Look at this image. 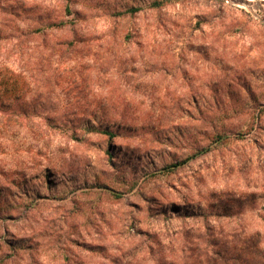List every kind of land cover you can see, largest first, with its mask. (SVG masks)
<instances>
[{
	"label": "rangeland",
	"instance_id": "rangeland-1",
	"mask_svg": "<svg viewBox=\"0 0 264 264\" xmlns=\"http://www.w3.org/2000/svg\"><path fill=\"white\" fill-rule=\"evenodd\" d=\"M154 1L0 0L27 85L0 107V264H168L200 222L262 229L264 0Z\"/></svg>",
	"mask_w": 264,
	"mask_h": 264
},
{
	"label": "trees",
	"instance_id": "trees-1",
	"mask_svg": "<svg viewBox=\"0 0 264 264\" xmlns=\"http://www.w3.org/2000/svg\"><path fill=\"white\" fill-rule=\"evenodd\" d=\"M169 1H154L149 8H160ZM139 10V8H131L126 12L133 14ZM21 77V74L0 65V107L6 104L8 106L11 102L20 99L27 87ZM89 131L107 136L108 141L115 137L112 132L100 128ZM208 151L209 149H202L185 161L169 164L161 168L158 174L172 173L197 155ZM114 196L120 197L116 193ZM188 215L207 219V215L198 212H191ZM261 222L262 229L254 231H250L248 225L235 223L234 232H225L220 227H209L205 222L192 225L188 230L180 233L185 238L184 243L175 251H170L168 264H264V218Z\"/></svg>",
	"mask_w": 264,
	"mask_h": 264
}]
</instances>
